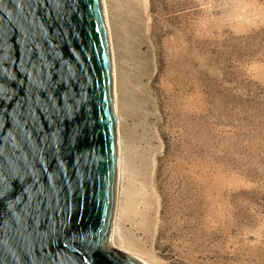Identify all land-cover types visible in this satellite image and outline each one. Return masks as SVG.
Wrapping results in <instances>:
<instances>
[{
    "label": "rangeland",
    "instance_id": "1",
    "mask_svg": "<svg viewBox=\"0 0 264 264\" xmlns=\"http://www.w3.org/2000/svg\"><path fill=\"white\" fill-rule=\"evenodd\" d=\"M112 242L147 264H264V0H106Z\"/></svg>",
    "mask_w": 264,
    "mask_h": 264
},
{
    "label": "water",
    "instance_id": "2",
    "mask_svg": "<svg viewBox=\"0 0 264 264\" xmlns=\"http://www.w3.org/2000/svg\"><path fill=\"white\" fill-rule=\"evenodd\" d=\"M101 0H0V264H146L113 249Z\"/></svg>",
    "mask_w": 264,
    "mask_h": 264
},
{
    "label": "bare ground",
    "instance_id": "3",
    "mask_svg": "<svg viewBox=\"0 0 264 264\" xmlns=\"http://www.w3.org/2000/svg\"><path fill=\"white\" fill-rule=\"evenodd\" d=\"M101 4H102V8H103L104 20H105V25H106V29H107V36H108V41H109V48H110V55H111V66H112V85H113L112 89H113L114 107H116V104H117L116 72H115L114 60H113L114 56H113V46H112V41H111V28H110L108 16L106 13V0H101ZM115 115H116V136H117V124H119L121 122H120V115L116 109H115ZM116 138H117V183H116V195H115V197L117 198L118 192H119V178H120V176H119V173H120V167H119V165H120V160H119L120 159V152L118 151L119 138H118V136ZM116 198H115V205H116ZM119 215H120L119 209H118V212H116L115 206H114L113 220H112V226H111V232H110V245L116 251H119V252L124 253V254L129 255V256L136 257L133 254H131L130 252L126 251L125 249L114 245L112 242L113 234L117 230ZM143 262L146 263L145 261H143Z\"/></svg>",
    "mask_w": 264,
    "mask_h": 264
}]
</instances>
